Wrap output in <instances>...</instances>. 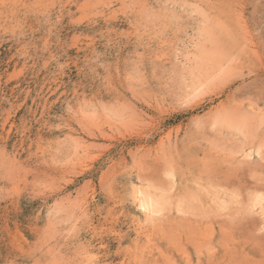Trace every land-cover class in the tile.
<instances>
[{
  "label": "rangeland",
  "instance_id": "obj_1",
  "mask_svg": "<svg viewBox=\"0 0 264 264\" xmlns=\"http://www.w3.org/2000/svg\"><path fill=\"white\" fill-rule=\"evenodd\" d=\"M262 123L264 0H0V264H264Z\"/></svg>",
  "mask_w": 264,
  "mask_h": 264
},
{
  "label": "snow or ice",
  "instance_id": "obj_2",
  "mask_svg": "<svg viewBox=\"0 0 264 264\" xmlns=\"http://www.w3.org/2000/svg\"><path fill=\"white\" fill-rule=\"evenodd\" d=\"M198 99V96H189L186 99L182 100V104L184 106L191 105ZM251 136L252 139H256L257 136L261 139V147L259 149H254L253 151H249L246 146H244V142ZM243 137V139H241ZM236 144L240 146L239 150L236 148L233 149L235 155L238 157H242L249 162L255 163L257 158L261 163H264V123L260 125L258 129L253 131L248 130V125L242 126L236 137ZM253 180H259V188H254L252 185L247 183V180H243V182L238 186V189L235 193L236 199L243 205L245 200H247L248 211L251 213H255L256 208L258 207L262 213H264V171H261L259 177H252ZM134 191V188H133ZM254 195V193H257ZM142 210H147L143 204H141ZM264 232V229H262Z\"/></svg>",
  "mask_w": 264,
  "mask_h": 264
},
{
  "label": "bare ground",
  "instance_id": "obj_3",
  "mask_svg": "<svg viewBox=\"0 0 264 264\" xmlns=\"http://www.w3.org/2000/svg\"><path fill=\"white\" fill-rule=\"evenodd\" d=\"M205 71V70H204ZM206 76H207V74H206ZM197 78V77H196ZM196 81V80H195ZM195 83V82H194ZM203 83V82H202ZM201 83V84H202ZM138 192V196H140L139 198H140V208H141V204H143L144 205V207L147 209L146 211L145 210H143L144 212H146V213H150V214H154L155 215V213H157V211H156V202H155V200L153 201L152 200V198L151 197H149V196H145L143 193H142V191H137ZM149 214V215H150Z\"/></svg>",
  "mask_w": 264,
  "mask_h": 264
}]
</instances>
